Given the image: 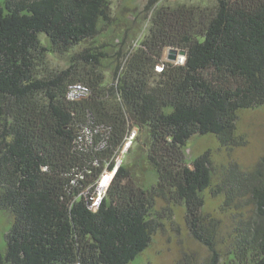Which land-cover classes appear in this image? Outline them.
<instances>
[{"label": "trees", "instance_id": "trees-1", "mask_svg": "<svg viewBox=\"0 0 264 264\" xmlns=\"http://www.w3.org/2000/svg\"><path fill=\"white\" fill-rule=\"evenodd\" d=\"M111 9L110 0H0V206L14 215L0 264H130L158 229L157 198L186 206L192 235L209 251L199 264H264V157L226 180L235 183L226 203L240 192L254 208L235 220L224 252L220 220L203 211L211 159L189 162L185 152L195 135L245 143L239 112L264 106V0L148 8L147 34L120 49L105 83L103 50L70 52ZM171 48L186 51L183 62L164 57ZM51 53L70 54L69 65L48 70ZM75 84L89 93L71 98ZM134 128L147 136L158 175L151 187L116 166ZM106 170L114 176L95 209Z\"/></svg>", "mask_w": 264, "mask_h": 264}, {"label": "rangeland", "instance_id": "rangeland-1", "mask_svg": "<svg viewBox=\"0 0 264 264\" xmlns=\"http://www.w3.org/2000/svg\"><path fill=\"white\" fill-rule=\"evenodd\" d=\"M212 1L110 0L111 20L108 23H100L94 38L76 45L70 54L82 51L87 46H93L95 50H103L106 55L101 57V68L105 72V83H112L114 70L121 57L118 53L120 49L122 52L134 50L148 32L153 12L148 8L153 9L161 5L210 4ZM43 36L45 35L41 34L42 39ZM122 40L125 43H122ZM70 54H49L47 56L48 70L67 67ZM168 54L169 52L164 56L167 59H169ZM176 60H180V55ZM237 127L238 134L244 137L243 145L226 147L215 135L208 134L191 137L185 147L189 162L206 152L211 159L212 184L204 191L203 211L220 220V248L224 252L230 244L232 238L230 233L234 230L235 220L249 217L254 208L250 195L240 192L234 194L229 204L226 203V190L230 187H234L235 190V183H227V179L232 177V174L247 176L264 157V106L241 110ZM146 139L145 132H139L138 128H134L116 158V166L119 167L121 164L128 166L138 183L144 187H151L157 183L158 175L148 161L149 149L143 143ZM112 172L107 171V173ZM109 177L111 178L110 174ZM153 211L158 220V229L148 248L130 264H199L209 256L208 249L195 239L189 229L184 204L176 202L175 199L168 201L157 198ZM13 222L12 212L0 206V251L2 253H6L7 234Z\"/></svg>", "mask_w": 264, "mask_h": 264}, {"label": "built area", "instance_id": "built-area-1", "mask_svg": "<svg viewBox=\"0 0 264 264\" xmlns=\"http://www.w3.org/2000/svg\"><path fill=\"white\" fill-rule=\"evenodd\" d=\"M183 61H184V56H180V60H176L175 62L181 63ZM162 68H163V64H159L157 66V69H159V70H162ZM88 93H89V88L83 84L71 85L70 89H69V96L71 98H76V99L82 98V97L86 96ZM107 171L108 170L105 171L106 173L104 172L105 174L102 175V177L100 178L99 183H98V188H97L98 194L95 197L94 202L92 204L93 208H95V209H96V207H98L103 193L106 192V190H107V188H108V186H109V184H110V182L114 176L115 171H113L112 173H107ZM109 174L111 175V178L109 177ZM107 177H109L108 182L104 183V179H106Z\"/></svg>", "mask_w": 264, "mask_h": 264}, {"label": "water", "instance_id": "water-1", "mask_svg": "<svg viewBox=\"0 0 264 264\" xmlns=\"http://www.w3.org/2000/svg\"><path fill=\"white\" fill-rule=\"evenodd\" d=\"M178 55L180 56H185L186 55V51L183 50V49H174V48H171L169 50V54H168V58L170 60H176L178 58Z\"/></svg>", "mask_w": 264, "mask_h": 264}, {"label": "bare ground", "instance_id": "bare-ground-1", "mask_svg": "<svg viewBox=\"0 0 264 264\" xmlns=\"http://www.w3.org/2000/svg\"><path fill=\"white\" fill-rule=\"evenodd\" d=\"M109 177H107L106 179H104V183L108 182Z\"/></svg>", "mask_w": 264, "mask_h": 264}]
</instances>
